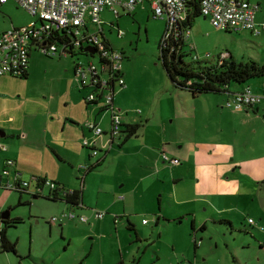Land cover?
Here are the masks:
<instances>
[{"label":"rangeland","instance_id":"374dc122","mask_svg":"<svg viewBox=\"0 0 264 264\" xmlns=\"http://www.w3.org/2000/svg\"><path fill=\"white\" fill-rule=\"evenodd\" d=\"M256 1H258V6L255 10V19L263 22V27L258 33H251L247 29L217 28L201 14H197L195 16L197 22L191 26L194 47L189 48L188 41L182 44L183 59L197 58L201 62H209L222 55L227 57L228 55L224 53L227 50L236 61L246 58L264 61V0ZM17 7L18 16L33 17L22 6L18 5ZM99 17L103 20L105 36L111 45L121 50L123 54L121 70L125 83L122 86H118L116 83L113 94L114 106L123 120L132 114L135 116L134 118H138L139 124L142 125L144 119L137 114H141L143 110H149L148 127L151 130L155 128L154 124L159 117L165 125H175L178 120L179 122H188L178 116L173 117V104L168 97L172 99L171 95L173 98L175 96L182 105L189 107L193 105V98L196 96L215 95V92L207 90L197 92L193 96L184 87H180V89L187 91V94L185 93L186 100L180 98L183 92L179 96L174 94L178 91L173 90V84L170 82L159 57L158 41L165 27V16L153 15L146 0H143L140 5L136 4L132 10L121 11L116 16L108 8L101 9ZM109 20L114 23L109 24ZM96 26V23L87 21L88 30H93ZM117 28L122 29L123 32L117 33ZM34 48L36 50L32 49L31 55L34 57L30 60L27 75L7 73L11 78L0 81V89L10 92L8 94H10L13 105L18 107L16 111L23 118L22 128L26 131L41 128L42 121L37 120V117L43 113L49 114L52 127L60 131H56L55 136H51V138L53 140L56 138L59 140L69 139L75 143L77 141L73 132L75 129L71 127L70 130L61 132L63 131L60 129L62 123L58 122L56 117L64 116L66 112L72 111L80 114L82 110L87 117L91 110V115L97 114V117H101V125H107L110 108H103L97 112L104 97L101 96L97 102H89L84 107L82 95L85 94V87L83 86L82 90L78 89L80 88L79 77L72 70L77 58L96 60L97 55L95 53L90 55L80 50L70 55L61 51L59 46L54 54L48 55L40 48L36 46ZM192 63H196V61ZM67 69L71 73L70 77L67 75ZM127 77L130 81L129 85ZM258 78L253 79L257 80ZM262 78L260 77V80ZM232 82L234 81L230 83ZM168 85H171V88H167ZM8 94L6 96L9 98ZM79 96L82 100L81 107L79 101L76 100L79 99ZM86 120L87 118L84 120L83 128L85 132H88ZM201 121L198 114L196 123H201ZM68 122L70 123V120ZM200 123L197 126L198 130H202ZM194 124L191 122L190 125ZM142 128L140 126L138 132H141ZM192 128L182 131L187 132ZM148 130L147 128L144 131ZM165 131L168 132L169 128L166 127ZM182 134L186 135L183 132ZM24 135H27V132ZM139 137L140 134L132 136L121 146H117L114 141L106 151L105 157L91 166L87 164L90 167L86 171V168L81 164H91L92 161L86 158L85 152L89 149L82 144V133L78 140L80 148L77 146L78 156L83 157L82 160L73 159L74 164L69 166L67 161L59 160L51 152L53 160L51 164H47V167L56 171L57 174L63 175L69 181L79 182L82 173L86 172L87 183L85 182L84 186H81L90 205L77 206L75 209L87 214V219L74 223L73 218L63 217L61 225L64 229L61 232L59 220L51 218L53 213H58L56 208H53L56 201L46 195L32 197L27 194L28 199L32 202L15 203L12 210L13 212L14 210L20 211L23 214L21 220L7 225L5 229L7 236L10 239H15L16 252L0 251V264H16L17 261L19 264H53L51 262L54 260V255L63 251L67 255L69 264L76 260L84 246L90 244L92 246L90 254H94L96 259H98V253L103 254L104 264H114L118 257L122 258L124 264H136V262L138 264H180L182 262H186V264H264L262 244L264 243V229L253 230L252 226L246 224L248 223L246 217L239 219L238 226L230 227L228 224L208 222L204 228L195 231H192L188 224L189 217L177 221V218L164 220L160 216L159 222L154 223V213L147 209L151 205L157 206L156 198H151L153 193L151 188L148 190L151 202L146 203L145 206L144 201L139 198L126 201L123 212L128 214L132 228L126 226V218L123 214L119 215L116 222L112 220L113 213H123L120 210L121 202L128 198L123 189L133 184L138 173L143 172L134 164L140 155L145 156L143 149L139 154L135 151L138 149L139 143L137 142L139 140H132ZM98 144H100L99 141ZM105 148L106 146H101L99 154ZM161 151L173 156L168 154L164 148ZM82 153L83 156H81ZM90 157L95 158V155H90ZM44 188H46L45 185ZM140 188L142 185L137 180L133 191L139 192ZM120 192L123 197L117 198L116 195ZM108 201L113 204L106 209V214L103 216L92 214V208L105 209ZM142 216L148 218V221L141 222ZM249 227H251V231ZM65 234L70 235V242L67 241ZM40 252L44 253L43 258ZM57 259L60 260V257L57 256ZM87 264H91L90 261Z\"/></svg>","mask_w":264,"mask_h":264},{"label":"crops","instance_id":"0c3cea01","mask_svg":"<svg viewBox=\"0 0 264 264\" xmlns=\"http://www.w3.org/2000/svg\"><path fill=\"white\" fill-rule=\"evenodd\" d=\"M142 1L136 4L140 5ZM146 1L148 7H150L148 0ZM250 1L257 2L258 6V1ZM17 6L18 4L13 0H5L0 3V32L10 25L25 24L32 18L18 16ZM195 16L190 20L188 36L184 38V42H189V48L194 47V36L191 35V26H194L197 22ZM202 17L209 21L206 16L202 15ZM259 22L263 23L262 21ZM34 47L31 46L28 51V64L25 75L28 74L30 60L34 57V55H31L32 49L36 50ZM10 75H7V73L0 74V81L10 79ZM67 75L68 77L71 75L68 69ZM259 76L262 78L264 74ZM260 77L250 76L243 81H234L232 83L229 81L226 88L209 90L215 92V95H199L201 97H194L193 105L189 107L182 105L178 98L175 96L173 98L171 95L172 99L168 98L173 104V117L178 116L186 121L188 120V122H179L177 119L178 122L175 125H165L159 117L154 124L155 128L151 130L148 127L150 111L143 110L141 114H137L144 119L142 125L139 124V127H143L142 131L138 132L137 129L134 134L124 139L120 136L113 137L109 146L107 145L105 150L100 153L101 155L99 154L101 148H98L97 153L91 154L90 148L83 144L84 147L89 149V151L86 150L85 152L86 158H89L92 162L97 158L101 161L114 141L117 143V146H121L130 137L140 134L139 138H134L132 141L139 140L137 142L139 143L138 149H135L137 154L142 149L144 151L145 156L140 155V158L134 162L137 168L142 169L143 172L138 173L137 179H135L133 184L123 189L128 198L121 202L120 210L123 212L126 201L134 200L135 198L142 199L144 206L146 203H150L148 190L151 188L153 192L151 198H156L157 206L153 207L151 205L147 209L154 213V223L159 222L160 216L164 220L177 218V221L189 217L188 224L192 231H195L202 227L204 228L208 222L228 224L230 227L234 225L238 226L239 219L246 217V221L248 222L246 224L252 226L253 230L264 229V182L262 181V177L264 176V78L260 80ZM253 78L258 79L254 80ZM126 79L129 85L130 81L128 77ZM245 83L249 84L253 91L260 93L261 97L257 101L241 108H231L225 105L224 99L228 94L242 87ZM170 86L168 85L167 88H171ZM172 88L178 91V93H174L176 96L181 95L183 92L180 98L186 100L187 95L185 93L187 94V91L175 85ZM78 89L82 90L81 88ZM4 91L0 89V131H3V134H0V142L4 144V147H0V165H2L4 157H12L14 162L8 165L9 171L7 176L11 179L16 173L18 178L28 179L29 182L26 189L19 190L0 186V211L8 209V216L18 215L21 218L23 214L20 211H12L15 203L18 204L23 201L31 203L32 200L28 199L27 194L32 197L47 194L48 188L46 185V188H44V185L39 188L34 187L35 180L32 176L51 177L57 180L65 189H79L80 198L78 206L90 205L88 204V198L84 196V190L81 186H84L86 182L85 178H87V174H85V171L87 169L82 173L79 179L80 186L78 187V181L76 183L73 180L69 181L63 175L57 174L56 171L48 168L47 164H51L53 160L51 152L59 160L67 161L69 166L74 164L73 159L77 161L82 160L83 157H79L77 152L78 148H80V143L78 142L79 135L80 133L83 136L91 135L89 128L86 129L88 132H85L83 128L84 120L86 118H93L100 124L101 117H97V114L91 115V110H89L87 117L86 113H83V110L80 114L74 111L70 113L66 112V115H60L56 119L62 123L60 129L63 131L61 132L64 133L70 130L71 127L75 129L73 132L77 141L73 143L69 139L59 140L56 138L53 140L51 136H55L56 131H60L52 127L50 115H46L45 113L39 115L37 120L42 121L41 128L37 130L33 128L30 131H26L22 128L23 118L16 111L18 107L13 105L10 94H8L10 92ZM7 94L9 98L6 96ZM192 95L195 96L194 94ZM76 100L79 101L81 107L83 99L80 100L79 96V99ZM82 102L84 103V107L87 106L88 103H85L84 100ZM101 109L103 108L99 106L97 112ZM198 114L200 121L202 120L201 123L199 122L202 130H198L197 128L199 124L196 123ZM134 117L131 114V116H126L125 120L122 118L121 120L122 122H138V118ZM68 120H70V123ZM191 122L195 124L191 126ZM188 125L190 126L186 127ZM101 126L104 130H107L108 121L107 125ZM193 126L194 128H192ZM166 127L169 128L168 132L165 131ZM147 128L149 130L144 131ZM190 128H192L190 131H182L183 129ZM25 131L27 135H24ZM182 132L186 135H183ZM106 136L107 133L104 132L102 138ZM163 148L168 154L177 156L179 162L172 163L164 160L160 154ZM90 155H95V158H91ZM81 156H83V153ZM88 166H85V168ZM137 180L140 181L142 188H140L139 192L135 193L133 190L135 189ZM144 182H146V188L144 187ZM116 197L122 198L123 194L120 192ZM54 200L56 201V205L53 208H56L58 213L55 212L57 214L53 213L52 215H60L61 211L68 207H72V211L76 213H83L62 199L55 198ZM112 204L109 201L106 202L103 215L106 214V209L111 207ZM115 214H123L125 218H128V214L125 212ZM113 216L114 213L111 215V218L116 222L119 216L115 220ZM248 216L253 219L251 223L247 220ZM63 217L66 216L55 218L59 220L58 224L61 232L64 229L63 225H61ZM147 221L148 218L145 221L141 220V222ZM75 222L79 221L74 219ZM2 224L3 221L0 217V227ZM249 229L250 231L252 230L251 227ZM65 235L67 241L70 242V235ZM91 248V244L84 246L80 250L81 256H78L79 259L77 257L76 260H73L69 264H87L88 261L91 264H104L103 254L98 253V259H96L94 254H90ZM31 252L30 248V254ZM63 252H57L51 263L68 264L67 255ZM40 253L43 258L44 253ZM57 256L60 257V260L57 259ZM118 259L121 260L120 264H124L121 257H118L114 264L117 263ZM16 264H19L18 261ZM136 264L138 263L136 262Z\"/></svg>","mask_w":264,"mask_h":264},{"label":"built area","instance_id":"2783aa9c","mask_svg":"<svg viewBox=\"0 0 264 264\" xmlns=\"http://www.w3.org/2000/svg\"><path fill=\"white\" fill-rule=\"evenodd\" d=\"M5 0H0V3ZM22 6L33 17L25 24L10 25L0 32V74L8 73L14 75L22 74L28 64V51L31 46L40 48L44 53L51 55L56 52L58 46L61 51L69 53L70 47L58 45L54 40L53 31L65 29L72 32L69 42L74 51L80 50L85 53L97 55V59L87 58L83 60L77 58L73 65L74 74L79 77L80 86L85 87V98L92 99L96 93L103 96L102 104H107L110 108L109 122L107 130L93 118L86 120L87 127L91 130L90 136H83L82 144L90 148L91 154H95L101 146L109 145L113 137L118 136L121 128V116L112 101L111 90L106 85L123 82V77L116 72L121 68L122 52L106 42L101 36L103 20L99 17V11L108 8L115 16L121 11H130L137 2L142 0H13ZM153 15L165 16V27L161 35L166 40H171L169 48L175 47L174 39L178 36L184 42L188 36L189 26L184 23L185 0H148ZM199 13L206 16L209 22L217 28L223 29H247L251 33H258L263 23L255 19L257 2L250 0H197ZM96 23L93 30H88L87 21ZM109 23H113L109 20ZM117 27V26H116ZM69 32V33H70ZM123 30L117 28V33ZM83 45L81 48L79 46ZM179 44H177L178 47ZM192 45V44H191ZM84 46L93 47V51L84 49ZM191 47V46H190ZM74 53V52H73ZM228 55V51L224 52ZM224 55L217 57L221 60ZM110 82H107V81ZM98 97V99H99ZM261 97L260 93L253 91L249 84L231 91L224 99V104L231 108H241L245 105L257 101ZM106 107V108H107ZM107 136L102 138L103 133ZM98 141L100 144H98ZM0 147L4 144L0 142ZM164 160L172 163L178 162L176 156H169L161 151ZM14 160L10 156L3 158L0 165V186L2 187H28V179L18 178L17 174L9 178L8 165ZM88 163H82L87 166ZM35 180V188L46 185L47 188L58 187L57 180L47 176H32ZM264 182V176L262 177ZM24 187V188H25ZM94 216H102L103 209L92 208ZM60 216H76L80 220H86L87 214H75L71 210H63L60 215H51V218ZM145 221L146 218L141 219ZM252 221V217H247ZM264 247V243H263ZM180 264H186L182 262Z\"/></svg>","mask_w":264,"mask_h":264},{"label":"trees","instance_id":"16d2710c","mask_svg":"<svg viewBox=\"0 0 264 264\" xmlns=\"http://www.w3.org/2000/svg\"><path fill=\"white\" fill-rule=\"evenodd\" d=\"M120 13V12H119ZM118 13V14H119ZM199 13V7L197 0H185V14H184V23L185 25H190V20H192L193 16ZM114 23V21H113ZM109 23V24H113ZM116 24V20H115ZM70 32V31H69ZM65 29L53 31V40L60 46L63 47H70L69 53L73 54L76 51L73 50L72 44L69 42L71 36H73L72 32L69 33ZM101 36H103L108 42L111 44L105 33L102 30L100 31ZM164 38L160 37L158 41L159 47V57L161 59L162 65L165 69L167 76L169 77L171 83L178 87L187 88L192 94L201 91L207 90H218L221 88H226L227 83L229 81H243L250 76H259L264 74V61H258L253 58H246L244 60H234L232 58L231 53L228 51V56L223 57L221 60L215 59L209 62H201L197 58H192L191 60H184L182 54L184 53L182 44L184 43L180 40L178 36L174 39L173 44L175 47L169 48V44L172 43L171 40H166L167 43H164ZM177 44L178 47H177ZM83 45L79 46L81 48ZM121 51V50H120ZM84 52V51H83ZM123 57V54L121 55ZM196 61V63H192ZM205 61V60H204ZM26 74V70L20 74L24 76ZM116 74L122 76L121 68L116 72ZM107 82H110L109 80ZM115 81L112 80L111 85H106L112 93V101H113V94L115 91ZM118 86L124 85L123 82L117 83ZM80 86V88H82ZM100 92L96 93V97L92 99H86L84 94L82 95L83 100L85 103L89 102H97ZM114 102V101H113ZM107 104L100 105V108H106ZM139 127L138 122H122L121 121V128L120 136L122 139L125 137L134 134ZM100 159L94 160L90 166L98 163ZM88 166L86 169H88ZM59 184V182H57ZM28 186V185H27ZM25 187V186H24ZM11 187L12 189L19 190V189H26L27 187ZM36 190V189H35ZM50 198H57L62 199L69 203L70 206H78L79 196V189H65L63 186L59 185L55 188H48L47 194ZM67 210L72 211V207H68ZM105 211V209H103ZM75 214V211H73ZM119 214H114L113 219H117ZM68 217V216H67ZM73 218L77 221H80L76 216L68 217ZM3 221L2 226L0 227V251L2 250H10L16 252L15 249V239H10L6 234V226L11 225L14 222L20 221L21 218L18 215L15 216H6L1 217ZM126 226L132 228V223L126 217ZM193 239L195 237L193 236ZM263 244V243H262ZM120 259L117 260L116 264H120Z\"/></svg>","mask_w":264,"mask_h":264},{"label":"water","instance_id":"95a60500","mask_svg":"<svg viewBox=\"0 0 264 264\" xmlns=\"http://www.w3.org/2000/svg\"><path fill=\"white\" fill-rule=\"evenodd\" d=\"M84 49H86V50H89V51H93L94 49H93V47H91V46H84L83 47ZM0 134H3V131H0ZM6 216H8V209H4V210H1L0 211V217H6Z\"/></svg>","mask_w":264,"mask_h":264}]
</instances>
